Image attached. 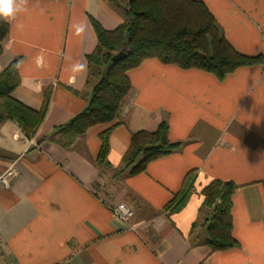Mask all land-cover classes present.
Wrapping results in <instances>:
<instances>
[{
    "label": "crops",
    "instance_id": "obj_1",
    "mask_svg": "<svg viewBox=\"0 0 264 264\" xmlns=\"http://www.w3.org/2000/svg\"><path fill=\"white\" fill-rule=\"evenodd\" d=\"M202 1L238 52L264 55V0ZM92 18L108 30L124 22L109 0H28V11L9 22L0 72L19 59L13 97L35 110L49 88L52 97L33 137L11 119L0 121V174L14 162L20 171L9 189L0 188V264H264V65L220 81L146 60L129 71L122 124L111 135L108 165L99 166L100 133L111 124L91 127L69 148L51 139L89 105ZM163 120L181 147L144 173L117 175L132 134L156 131ZM193 169L189 201L164 213ZM215 179L239 185L232 211L239 246L211 252L201 192ZM120 202L134 210L128 223L114 214Z\"/></svg>",
    "mask_w": 264,
    "mask_h": 264
},
{
    "label": "trees",
    "instance_id": "obj_2",
    "mask_svg": "<svg viewBox=\"0 0 264 264\" xmlns=\"http://www.w3.org/2000/svg\"><path fill=\"white\" fill-rule=\"evenodd\" d=\"M122 9L124 22L113 30L91 19L97 34V45L87 56L89 74L95 78L88 107L68 123L56 128L51 137L65 148L99 124H111L100 133L99 166L108 165L110 138L122 124L121 114L132 83L129 71L148 59L173 64L181 69H198L225 80L242 67L264 65V55L249 56L238 52L225 38L215 16L202 0H109ZM10 33L9 22L0 19V57ZM127 42V44L125 43ZM122 48L127 57L113 62L112 57ZM19 59L0 72V121H15L28 137L37 134L49 109L52 90L45 92L42 107L30 108L15 99L13 91L20 85ZM170 126L163 120L156 131L141 130L131 136L117 175L144 173L152 161L178 150L182 143L173 142ZM198 169L184 177L181 189L166 203V214L182 209L195 191ZM239 185L233 181L213 180L202 190L203 207L209 210L203 230L211 252L239 246L233 235V196ZM220 203V204H219ZM196 227V226H195ZM195 231V230H193Z\"/></svg>",
    "mask_w": 264,
    "mask_h": 264
},
{
    "label": "built area",
    "instance_id": "obj_3",
    "mask_svg": "<svg viewBox=\"0 0 264 264\" xmlns=\"http://www.w3.org/2000/svg\"><path fill=\"white\" fill-rule=\"evenodd\" d=\"M20 171L17 164L11 163L7 168L0 174V188L9 189L12 186L13 181L19 176ZM114 214L124 223H128L134 215V210L125 202H120L114 207ZM6 253V247L3 239L0 237V255ZM7 264H16L8 260Z\"/></svg>",
    "mask_w": 264,
    "mask_h": 264
},
{
    "label": "clouds",
    "instance_id": "obj_4",
    "mask_svg": "<svg viewBox=\"0 0 264 264\" xmlns=\"http://www.w3.org/2000/svg\"><path fill=\"white\" fill-rule=\"evenodd\" d=\"M28 11V0H0V19L11 22L18 14ZM16 28H22L23 25L17 23ZM76 69L81 68L79 64Z\"/></svg>",
    "mask_w": 264,
    "mask_h": 264
},
{
    "label": "water",
    "instance_id": "obj_5",
    "mask_svg": "<svg viewBox=\"0 0 264 264\" xmlns=\"http://www.w3.org/2000/svg\"><path fill=\"white\" fill-rule=\"evenodd\" d=\"M127 44V42H125ZM130 50L127 48H122L118 53H116L113 57L112 60L113 62H119L127 57V53ZM220 204V203H219Z\"/></svg>",
    "mask_w": 264,
    "mask_h": 264
}]
</instances>
